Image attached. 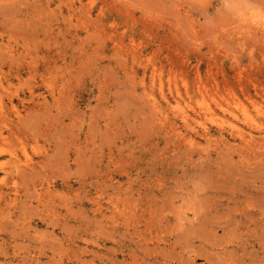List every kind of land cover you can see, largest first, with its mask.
Listing matches in <instances>:
<instances>
[{
  "label": "rangeland",
  "instance_id": "374dc122",
  "mask_svg": "<svg viewBox=\"0 0 264 264\" xmlns=\"http://www.w3.org/2000/svg\"><path fill=\"white\" fill-rule=\"evenodd\" d=\"M261 22L0 0V264H264Z\"/></svg>",
  "mask_w": 264,
  "mask_h": 264
},
{
  "label": "bare ground",
  "instance_id": "6f19581e",
  "mask_svg": "<svg viewBox=\"0 0 264 264\" xmlns=\"http://www.w3.org/2000/svg\"><path fill=\"white\" fill-rule=\"evenodd\" d=\"M260 26L264 29V22H261L260 23ZM244 138V137H243ZM30 159L28 158L27 160H26V163L24 164V165H21V164H16L15 165V168L17 169V170H21L22 168H28V167H30ZM25 171V170H24Z\"/></svg>",
  "mask_w": 264,
  "mask_h": 264
}]
</instances>
